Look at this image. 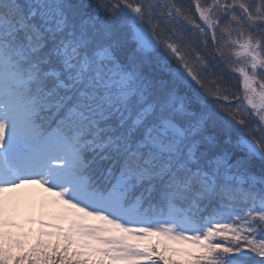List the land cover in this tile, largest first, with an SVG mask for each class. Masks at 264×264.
<instances>
[{
    "label": "snow or ice",
    "instance_id": "1",
    "mask_svg": "<svg viewBox=\"0 0 264 264\" xmlns=\"http://www.w3.org/2000/svg\"><path fill=\"white\" fill-rule=\"evenodd\" d=\"M0 264H264V0H0Z\"/></svg>",
    "mask_w": 264,
    "mask_h": 264
},
{
    "label": "rangeland",
    "instance_id": "2",
    "mask_svg": "<svg viewBox=\"0 0 264 264\" xmlns=\"http://www.w3.org/2000/svg\"><path fill=\"white\" fill-rule=\"evenodd\" d=\"M29 190H31V191H39L38 186H32Z\"/></svg>",
    "mask_w": 264,
    "mask_h": 264
}]
</instances>
